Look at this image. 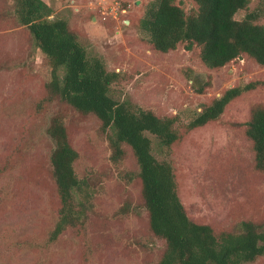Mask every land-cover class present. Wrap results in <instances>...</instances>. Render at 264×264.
<instances>
[{"label": "rangeland", "instance_id": "1", "mask_svg": "<svg viewBox=\"0 0 264 264\" xmlns=\"http://www.w3.org/2000/svg\"><path fill=\"white\" fill-rule=\"evenodd\" d=\"M16 2L0 0V264H157L164 243L149 230L132 151L123 146L124 157L113 159L94 116L44 102L51 70L18 23ZM43 2L51 18L68 22L90 56L118 73L115 99L177 119L183 138L163 158L174 169L178 196L193 221L230 229L264 219V173L254 168L243 134L252 105L264 106V67L239 56L207 69L198 49L188 52L184 44L154 51L138 26L151 0ZM174 3L186 15L196 8L193 0ZM254 9H262L258 23L264 26V0H249L234 18ZM191 74L200 84L210 82L203 94L195 92ZM250 83L255 87L231 101L216 122L185 131L205 104ZM56 113L78 153L73 167L85 203L84 221L57 234L58 198L49 177L54 143L48 135ZM248 264H264V256Z\"/></svg>", "mask_w": 264, "mask_h": 264}, {"label": "trees", "instance_id": "2", "mask_svg": "<svg viewBox=\"0 0 264 264\" xmlns=\"http://www.w3.org/2000/svg\"><path fill=\"white\" fill-rule=\"evenodd\" d=\"M193 1L196 8L186 15L174 0H151L138 26L154 51L168 53L184 44L188 52L198 49L197 57L207 69L222 68L239 56L264 67V26L258 23L262 9L237 20L235 15L248 7L249 0ZM14 11L51 70L44 102L67 105L81 116H94L107 133L113 159L124 157L123 146L132 151L149 230L164 243L157 264H248L264 256V219L216 229L188 216L178 196L174 169L163 158L184 135L175 117H160L115 99L113 86L120 78L118 73L109 71L100 57L90 56L65 19L51 18V9L43 0H18ZM190 79L197 94L210 85L208 81L200 84L197 75L191 74ZM254 87L250 83L225 90L203 106L184 126L185 131L216 122L231 101ZM243 134L251 146L254 168L264 173L263 105H252ZM48 135L54 143L49 177L58 198L57 234L84 221L85 203L80 200L83 182L73 167L78 153L69 142L60 113L53 115Z\"/></svg>", "mask_w": 264, "mask_h": 264}, {"label": "water", "instance_id": "3", "mask_svg": "<svg viewBox=\"0 0 264 264\" xmlns=\"http://www.w3.org/2000/svg\"><path fill=\"white\" fill-rule=\"evenodd\" d=\"M239 58H241V56Z\"/></svg>", "mask_w": 264, "mask_h": 264}]
</instances>
